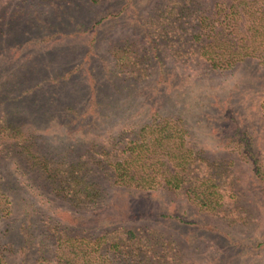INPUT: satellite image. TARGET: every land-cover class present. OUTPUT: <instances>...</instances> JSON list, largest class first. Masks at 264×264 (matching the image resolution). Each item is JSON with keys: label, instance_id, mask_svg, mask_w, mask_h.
<instances>
[{"label": "rangeland", "instance_id": "1", "mask_svg": "<svg viewBox=\"0 0 264 264\" xmlns=\"http://www.w3.org/2000/svg\"><path fill=\"white\" fill-rule=\"evenodd\" d=\"M171 1L132 0L140 31L131 14L113 21L122 0H0V116L37 105L39 114L44 101L56 100L46 116L21 127L24 142L0 127V264H264V245L255 248L264 242V179L232 149L239 124L253 143L249 160L264 173V62L245 58L214 69L200 55L206 24L198 15L169 21ZM206 3L193 8L207 10ZM109 10L113 16L101 23ZM91 86L104 102L99 122L67 119L66 105L78 115L87 107L80 92ZM26 88L34 94L22 103L17 96ZM163 119L184 124L192 176L213 177V210L200 209L185 190L143 191L115 181L108 163L126 155L144 126ZM147 208L248 245L223 253L196 227L164 225ZM131 210L140 212L132 221L105 222Z\"/></svg>", "mask_w": 264, "mask_h": 264}, {"label": "trees", "instance_id": "2", "mask_svg": "<svg viewBox=\"0 0 264 264\" xmlns=\"http://www.w3.org/2000/svg\"><path fill=\"white\" fill-rule=\"evenodd\" d=\"M93 1L96 3L102 2V0ZM122 1L126 2L122 5L116 16L112 18L113 21H116L117 19L115 18H118L120 15L123 17L130 16L131 14L132 20H134L135 24H139L138 27L141 31L144 26H142L141 20H138L136 13H133L135 11L133 10L132 0ZM173 1L171 2L174 7L168 13L169 21H175V15L188 17L198 15L197 20L200 24H206V29L209 30L205 40L206 43L201 44L200 55L214 69L227 70L245 58H253L264 62V0H207V2L209 1V9L207 10L204 7L193 8V6H203V4L207 6L206 0H181L180 4H176L175 0ZM59 9L61 10L56 12L61 13L62 7L60 6ZM203 11H206V15H204L205 12ZM113 12L114 10H109L108 16L101 18V23L108 17L113 16ZM72 25L82 27L80 24H69L71 27ZM93 25L96 27L97 24ZM46 27L48 31L53 28L50 24H46ZM153 55L155 58H158L156 50ZM68 78V76H64V79L69 80ZM62 79L57 80L55 85L58 86L60 84L59 81H62ZM10 81L14 82L16 80ZM90 89L87 87L85 93L83 90L80 92L83 95L81 97L83 101L86 102L87 100L89 103L80 115L77 114L70 104L66 105L64 111L69 113L67 114V119L76 120L78 117H81L94 124L99 122L100 110L98 111V107L102 106L104 102L101 101L100 94L94 87L91 86ZM18 92L19 90L17 89ZM33 94V88H26L19 92L17 98L24 103L26 98ZM51 97L56 98L54 94ZM13 102H17L16 98L13 99ZM54 103H56V100H50L48 103L44 101L45 111L39 114L38 109L40 108H38V105L36 109L33 107L32 112L28 113L15 111L17 108L8 111L0 116L2 123L0 127L2 126V129L8 132V134L15 132L14 136L16 139L19 142H24L28 132L22 131L21 127L34 125L35 122L32 120L36 117L43 118L46 116L48 114V110L46 109L51 108ZM61 113L62 111L59 109L56 112L57 115H61ZM10 119L11 121L8 122ZM14 122H19L20 125ZM183 126L175 125L170 120L164 119L155 122L153 125L144 126L137 137L127 146L126 155L122 159H116L114 162L108 163V165L112 168L115 181L124 187L136 188L143 191H154L158 187H161L172 193L185 190L192 202L199 205L200 209H205L209 212L214 209L215 205L213 197L216 194L207 186L209 182L210 184L212 183L210 180L213 177L210 173L204 174L201 179L192 176L189 166L191 165L192 158H194V154L193 149L187 146L185 136H187L188 132L185 128L183 129ZM239 129L240 125L236 124L235 131L238 134V138L235 140L236 143L232 149L237 152L241 150L242 153L240 155L247 159L248 162L252 161V164L254 163L257 167L258 175L264 179V173L259 169L257 161L253 162V160H249L255 157L253 143L249 140L247 134ZM23 149L28 151L26 146ZM26 156H30L29 151L26 152ZM44 167L45 169L48 168L46 165ZM258 200H260V204L264 205V186L261 188L260 199ZM137 203L136 201L133 203L131 201L128 205L133 206ZM151 210L153 209L147 208L148 212L145 211V213H148L151 219H155L164 225L176 227L175 224L170 222L171 220H176L178 221L177 224L181 226L196 227L195 231H200V238L204 241H216L219 243L217 246L222 244L224 250L221 252L223 253L229 249L231 251L243 250L248 245L244 240L233 238L228 234H217L216 230L210 225L206 224V228H204L202 224L199 227L197 226V222H189L178 216L174 217L164 212L166 210L161 214H159L160 210H158L157 214H154L156 212H152ZM133 211H135V208ZM133 211L129 212L131 215L122 214L121 212L118 217L110 218V220L108 219L105 222L113 226L119 222L132 221L140 213L133 214ZM181 226L180 228L185 230ZM214 233L217 235L213 236ZM181 237L186 240L187 244L191 245L193 241L191 237H187L186 235H182ZM263 245L264 242H258L255 248Z\"/></svg>", "mask_w": 264, "mask_h": 264}]
</instances>
